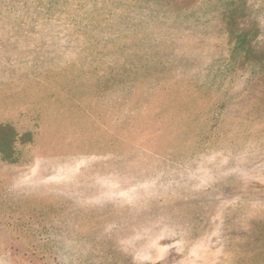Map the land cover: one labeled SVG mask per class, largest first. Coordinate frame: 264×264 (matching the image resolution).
<instances>
[{
    "label": "rangeland",
    "instance_id": "rangeland-1",
    "mask_svg": "<svg viewBox=\"0 0 264 264\" xmlns=\"http://www.w3.org/2000/svg\"><path fill=\"white\" fill-rule=\"evenodd\" d=\"M0 126V264H264V0H0Z\"/></svg>",
    "mask_w": 264,
    "mask_h": 264
},
{
    "label": "trees",
    "instance_id": "trees-1",
    "mask_svg": "<svg viewBox=\"0 0 264 264\" xmlns=\"http://www.w3.org/2000/svg\"><path fill=\"white\" fill-rule=\"evenodd\" d=\"M248 33L249 32L241 33L239 35V37L243 36V38H240V39L237 40L238 45H239V46L237 45V47H241L242 49H245L246 45L248 46V50L246 51V54L251 51V47H250L249 43L247 42V39H245V36L248 35ZM242 49H241V52L243 51ZM241 55H243V54L241 53ZM239 57H240V55H239ZM8 135H9L8 128L6 126H0V149L1 148L4 149L3 146H2V144H1V142L2 143L3 142H7L6 145L8 144V139H9V136Z\"/></svg>",
    "mask_w": 264,
    "mask_h": 264
}]
</instances>
